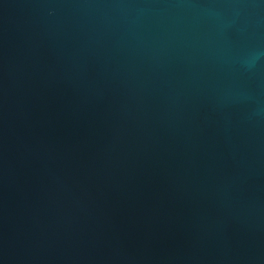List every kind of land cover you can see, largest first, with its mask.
Wrapping results in <instances>:
<instances>
[{"label": "water", "instance_id": "obj_1", "mask_svg": "<svg viewBox=\"0 0 264 264\" xmlns=\"http://www.w3.org/2000/svg\"><path fill=\"white\" fill-rule=\"evenodd\" d=\"M0 264H264V0H0Z\"/></svg>", "mask_w": 264, "mask_h": 264}]
</instances>
